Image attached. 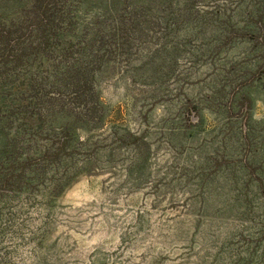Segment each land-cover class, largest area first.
Here are the masks:
<instances>
[{"label": "rangeland", "instance_id": "1", "mask_svg": "<svg viewBox=\"0 0 264 264\" xmlns=\"http://www.w3.org/2000/svg\"><path fill=\"white\" fill-rule=\"evenodd\" d=\"M74 10L84 68L26 106L0 89V264H264V0Z\"/></svg>", "mask_w": 264, "mask_h": 264}, {"label": "trees", "instance_id": "2", "mask_svg": "<svg viewBox=\"0 0 264 264\" xmlns=\"http://www.w3.org/2000/svg\"><path fill=\"white\" fill-rule=\"evenodd\" d=\"M79 1L34 0L19 21L0 26V89L9 84L15 91L24 92L22 105L48 96L55 78L61 84L57 77L65 66L81 63L84 68V42L66 40L65 35L74 25V8ZM77 79L71 86L72 93L86 107L93 81L86 76ZM12 178L0 175V190L9 189Z\"/></svg>", "mask_w": 264, "mask_h": 264}]
</instances>
